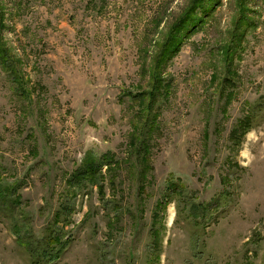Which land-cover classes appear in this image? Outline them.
Returning a JSON list of instances; mask_svg holds the SVG:
<instances>
[{"label": "rangeland", "instance_id": "1", "mask_svg": "<svg viewBox=\"0 0 264 264\" xmlns=\"http://www.w3.org/2000/svg\"><path fill=\"white\" fill-rule=\"evenodd\" d=\"M0 38V264H264V0H0Z\"/></svg>", "mask_w": 264, "mask_h": 264}, {"label": "trees", "instance_id": "2", "mask_svg": "<svg viewBox=\"0 0 264 264\" xmlns=\"http://www.w3.org/2000/svg\"><path fill=\"white\" fill-rule=\"evenodd\" d=\"M17 64V66H16ZM0 65H2V68L10 75L12 76V80L15 84V88L17 89L18 93L25 94V88L23 83V78L21 76L20 69L18 67V63L15 59V56L9 51L8 48L4 44H2V38H0ZM157 73V71H156ZM230 82V81H228ZM27 94V93H26ZM29 96V94H27ZM254 117V114L251 115ZM253 119L249 117L245 121H241V125L243 126V132L242 134H245L246 130L252 127V121ZM237 130L234 131L236 133ZM240 137V136H239ZM106 162L108 160V156H106ZM103 167V162H99V158L97 156H91L88 155L86 156L84 160V167L79 168L76 170L72 176L71 182L73 184L77 185H93L96 183V180L98 176L100 175V169ZM81 187V186H80ZM13 187H7V188H0V201L3 205H6L8 209L13 208L11 199L7 200L9 198L8 194L13 195ZM199 211V207H197ZM64 246V245H63ZM54 253V256L51 257L57 258L58 256L61 255L59 252Z\"/></svg>", "mask_w": 264, "mask_h": 264}]
</instances>
